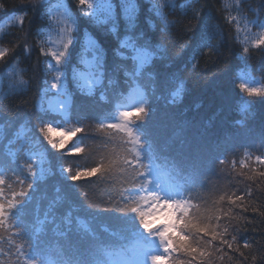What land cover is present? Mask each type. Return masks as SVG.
Listing matches in <instances>:
<instances>
[{"label": "snow or ice", "instance_id": "1", "mask_svg": "<svg viewBox=\"0 0 264 264\" xmlns=\"http://www.w3.org/2000/svg\"><path fill=\"white\" fill-rule=\"evenodd\" d=\"M30 3L31 11L35 13L38 6H44L45 0H30ZM191 3H199V0H191ZM237 3L239 4L240 0H237ZM78 5L82 15L91 23L111 24L108 31L113 35L117 34L116 11L112 0H78ZM162 7V0H157L153 10L159 12ZM121 8L128 30L134 29L136 5L131 0H121ZM3 9L4 4L0 3V10ZM192 12L193 19H201L200 9L193 7ZM60 15L63 19L57 26L59 39L56 43L50 45L48 41L38 39L36 44L40 55L45 58V77L37 83L39 99L31 105L33 109H38V112L29 111L28 102H24L25 117L36 116L37 124L33 127L44 134L51 149L65 148L63 137L56 140L49 134L54 131L53 122L69 116L70 110L75 107L74 97L78 94L84 95L85 87L91 93L96 86L103 87L107 82L116 98L123 97L125 92H128L129 96L136 100L133 106L137 119H141L139 114H149L150 95L156 96L157 92L171 90L170 103H175L185 91L181 76H169L158 71L153 61L157 53L165 50L162 47L153 48L146 36H126L120 40L119 47L111 48L109 53L99 42L90 40L86 45L75 35L79 31V19L74 18L66 7ZM26 17L27 13L18 16L13 14L8 22L22 30ZM228 20L236 22V34L239 35L241 29L237 17L229 15ZM251 23L259 28L260 32L252 40L248 34L244 36L241 57L245 67L237 78L238 87L250 97H264V80H256L248 70L251 60L248 45L251 44L264 54V18H258ZM3 32L4 29L0 28V34ZM36 35L40 37L42 33L37 32ZM218 35L210 17L207 21H201L200 29L188 26L185 42L180 53L176 55L181 56L186 49H190L194 61L192 68L196 69L199 59H212L220 54L221 42H210ZM141 40L142 43L138 44L137 41ZM76 45L80 46L81 55L89 50L90 45L93 62L86 76L84 73H78L76 65L72 63V49ZM17 48H20L24 55L33 50V46L26 40L22 47L19 43H13L11 47H0V64H8L5 58L15 53ZM109 55L111 61L108 59ZM15 59L18 62V58ZM22 71L16 63L7 69L6 75L13 82V89L17 85L28 83L22 79ZM153 73L156 75L153 76ZM60 97L66 99H59ZM101 98H106L104 92H101ZM133 115L130 111H120L118 117H113L110 122H98L97 131L108 134L103 138H92L93 141H99V159L94 166L77 169L75 172L68 167L62 170V174L70 181L100 174V178L106 182H119V199L113 201L109 197V207L103 208L102 211L122 214V218L130 221L135 228L138 242L131 248L122 247L116 252L105 240L91 231L86 235L76 233V239H72V223L67 220L66 233L69 239L60 250V259L56 264H215L216 259L223 261L225 258L229 264H247L248 261L256 264L257 258L260 264H264V190L257 193L252 190L251 184H246L242 189L243 195L226 191L219 196L212 208L205 207L202 211L201 204L195 201L199 200L205 205L206 201L203 196L193 195L195 183L191 188H178L165 185L161 181L159 165L156 163L159 156L153 141L146 129L135 125L130 119ZM86 128L87 125L70 128L68 134L74 136L84 133L83 140L88 138ZM12 143L14 141H9L10 145ZM40 144L37 136L33 146ZM90 149L91 145L78 142L69 152L86 154ZM23 150V144L15 151L9 149L7 155L11 156L12 160L8 163L0 162V169L10 172V179L14 177L13 183L19 188L17 191L8 186L9 195L6 196L5 179L0 174V264H50L45 256L43 242L30 233L23 219L32 199L30 193L36 190L38 182L45 177L48 170L44 166L43 153L33 151L21 160L18 153ZM258 150L262 154L257 155L255 160L259 167L264 168V137ZM45 151L48 149L45 148ZM216 160L221 165L226 162L225 158L219 156ZM236 163L232 161L233 168ZM12 165H15V168ZM242 166L249 167L248 164ZM247 179L253 184L257 181L264 183V170L255 172ZM81 194L87 201L88 193L81 191ZM88 207L97 209L100 206L89 203ZM249 212L253 214L251 219L247 215ZM157 213L163 214L162 223L149 219L157 216ZM233 220L237 222L232 223ZM257 228L261 233V241L252 239L240 242L238 237L243 239V232L256 231Z\"/></svg>", "mask_w": 264, "mask_h": 264}, {"label": "trees", "instance_id": "2", "mask_svg": "<svg viewBox=\"0 0 264 264\" xmlns=\"http://www.w3.org/2000/svg\"><path fill=\"white\" fill-rule=\"evenodd\" d=\"M62 1L45 0L44 6H38V11L33 13L30 0H0V3L4 4V9L0 10V22L13 14L18 16L27 13L22 30L7 21L8 24L3 28L4 32L0 34L2 41L0 47H11L13 43H19L22 47L25 40L33 46L32 52L27 55L22 54L21 49L17 48L15 53L5 58L8 64H0V126H2L0 159L5 160L4 163L10 162L12 157L7 155L8 150L13 151L21 144L24 145V150L18 153L21 160L33 151L43 153L44 166L48 171L38 182L36 190L30 193L32 199L23 219L33 235L44 229L37 237L43 242L44 251L55 244H60L62 248L66 245L69 239L66 233L67 220L73 222L72 239H76L77 230L81 235H86L88 231L94 232L103 239L107 231H103L102 227L105 225L102 224L115 226L124 222V219L121 220L122 214L102 211L103 208L109 207V197L113 201L119 199V182H106L100 178V174L79 181H70L62 174V170L68 167L75 172L77 169L94 166L100 157L101 153L97 148L99 141H93L92 138H103L108 134L97 131V122H94L95 119L90 116L92 109L86 103L91 100L100 101V97L84 90V95L78 94L74 97L77 114H79L78 109L85 107L87 110V114L84 113L80 118L84 116L89 118L86 128L88 138L82 140L84 133H77L69 141L64 139L66 146L62 150L51 149L44 134L33 127L37 124L35 115L25 117V101L28 102L29 111L38 112V109H33L31 105L39 99L37 83L45 77L43 71L45 58L40 55L36 44L38 39H43L54 45L50 40L55 29L51 22L52 8L57 2ZM65 2L68 11L74 18L79 19V31L75 35L86 45L93 39L110 53L111 48L119 47L120 40L126 36L143 35L150 40L153 48L162 47L165 50L157 53L153 63L161 73L181 76L185 91L175 103H170L171 90L149 96V114L147 116L140 114V120L151 130L154 138L155 133L172 143L173 150L178 154H182L184 150L193 153L208 152L212 147L218 150L217 157L222 152L219 146L223 145L224 140L228 141L233 156L222 164L217 178L211 183L212 189H209L204 196L206 205L199 202L202 211L205 207L212 208L219 196L226 191L243 195L242 189L246 184H251L252 190L257 193L264 190V183L257 181L253 184L247 179L255 172L264 170L257 165L256 155L251 152L261 148V140L264 137V97L248 96L239 89L237 79L245 67L241 57L244 36L248 34L252 40L259 34L260 29L251 21L264 18V0H240L239 4L237 0H199L196 4H192L191 0H162L163 7L159 12L153 10L157 0H131L136 5V26L132 30L127 28L121 0H112L118 25L116 35L108 31L111 24L96 25L84 17L78 0H65ZM193 7L201 10L200 20L193 19ZM229 15L237 17L241 29L239 35L236 34V22H230ZM209 17L211 24L219 33L210 42L216 43L217 40L221 42L220 54L212 59L207 57L199 59L197 68L193 69L194 61L190 49H186L181 56L176 54L180 53L181 46L185 42L187 27L200 29L201 21H207ZM37 32L42 33V36L37 37ZM137 43H142V40ZM248 46L251 54L248 70L256 80H264V54L251 44ZM72 52L74 65H78L89 54L88 50L81 55L79 45L74 46ZM15 58H18V62ZM108 59L111 61V55ZM13 63L17 64L18 69L23 70L22 79L28 82L23 86L17 85L15 89L12 87L13 82L6 75L7 69ZM155 75L156 73H153V76ZM37 136L41 144L34 147ZM9 141L14 143L10 145ZM77 141L91 145L90 151L86 154L70 153L69 150ZM45 148L48 151H45ZM232 161L237 162L235 168L232 166ZM214 162L219 163L216 158ZM243 164H248L249 167L244 168ZM12 167L15 168V165ZM10 176L11 173L8 172L9 180L7 179L8 183L5 184L6 196L9 195L8 186L19 190L13 183L14 177L10 179ZM81 191L88 193L87 201ZM89 203L100 207L89 208ZM247 215L249 219L253 216L251 212ZM236 222L237 220L232 221V223ZM105 230L108 228L106 227ZM242 236L243 239L238 237L241 243L252 239L261 241L259 228L256 231L243 232ZM215 264H229V262L227 258L223 261L216 259ZM247 264L252 262L248 261ZM256 264H260L259 258Z\"/></svg>", "mask_w": 264, "mask_h": 264}, {"label": "rangeland", "instance_id": "3", "mask_svg": "<svg viewBox=\"0 0 264 264\" xmlns=\"http://www.w3.org/2000/svg\"><path fill=\"white\" fill-rule=\"evenodd\" d=\"M65 5H66V2L64 3ZM57 6H61V7H57ZM64 8H65V6L64 5H55L54 6V8L52 9V14H53V17L51 18V22H53V23H55V24H53L56 28H57V26L59 25V23L62 21V19H63V17L60 15V13H62L63 11H64ZM57 24V25H56ZM53 34L54 35H52V36H50V40H51V42L52 43H56V41L59 39V36H58V34H57V29L53 32ZM91 40H93V39H91ZM89 47H90V45H89ZM89 67H90V65L87 67L88 69H89ZM79 69H77V72L79 73V71H78ZM81 73H84L85 74V76L87 75V73H86V71L85 72H82L81 71ZM53 99H55V98H53ZM59 99H64V98H62V97H60ZM135 100V99H134ZM134 104H132V106L130 107V106H126V108L125 109H121V111H130V112H132V111H135V108H134V106H133ZM118 115H119V113L117 114V116L116 117H118ZM131 119H132V117H131ZM61 128L63 129L62 131H61V129H59V130H56V129H54V131L52 132V133H50L49 135H51L52 136V138L53 139H56V140H59L60 138H59V136H62L63 137V139H65V140H67L68 139V141L73 137L72 135H69L68 134V131H69V129H70V126L67 124V123H63L62 125H61ZM1 130H2V126H0V132H1ZM67 141V142H68ZM7 143V142H6ZM76 144V143H75ZM9 145V144H8ZM15 150V149H14ZM13 150V151H14ZM9 151V150H8ZM221 170V166H219V165H215L214 166V171H215V173L213 174V181L217 178V176H218V173H219V171ZM213 181H210L208 184H207V187H209L210 186V184H211V182H213ZM211 189H212V187H211ZM201 196H203V194H201ZM161 215H163L162 213H157V216H155V217H149V219L150 220H153L155 223H158V221H159V219L158 218H160V216ZM121 220H123V218L121 217ZM123 221H125V224L127 225V226H130L132 223L130 222V221H128V220H126V219H124ZM71 223H73V222H71ZM74 225V224H73ZM77 232L79 233V230H77Z\"/></svg>", "mask_w": 264, "mask_h": 264}]
</instances>
